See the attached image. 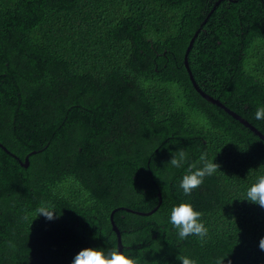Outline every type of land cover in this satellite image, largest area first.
Instances as JSON below:
<instances>
[{
    "label": "trees",
    "instance_id": "trees-1",
    "mask_svg": "<svg viewBox=\"0 0 264 264\" xmlns=\"http://www.w3.org/2000/svg\"><path fill=\"white\" fill-rule=\"evenodd\" d=\"M199 29L196 82L264 134V0H0V264L118 249L115 210L140 264H264V207L245 200L264 140L193 86ZM179 149L220 166L190 196L188 165L167 163ZM159 194L152 215L121 209L150 212ZM181 203L203 214V240L178 238Z\"/></svg>",
    "mask_w": 264,
    "mask_h": 264
},
{
    "label": "clouds",
    "instance_id": "clouds-1",
    "mask_svg": "<svg viewBox=\"0 0 264 264\" xmlns=\"http://www.w3.org/2000/svg\"><path fill=\"white\" fill-rule=\"evenodd\" d=\"M255 118L257 120L264 119V106L257 108ZM167 163L173 168H181L186 164L188 165L187 173L179 184L184 194L188 196L191 195L194 189L202 186L206 177L213 175L220 168L217 163L208 159L207 152L202 153L198 160L190 162L189 154L184 149H179L172 154L171 159ZM245 200L264 207V175L259 176L257 182L247 190ZM37 213L38 216L43 215L49 221L57 218L55 206L52 204L42 203L37 209ZM202 215L200 211L195 210L191 203H181L179 206L172 208L170 223L177 230L180 240H185L189 236H196L201 240L207 237L208 228L201 219ZM259 247L264 251V238H261ZM177 259L181 261V264H198L197 260L188 256L179 255ZM225 259V257H217L215 264H224ZM72 264H140V260L114 247L110 249L89 247L81 250L75 256Z\"/></svg>",
    "mask_w": 264,
    "mask_h": 264
},
{
    "label": "water",
    "instance_id": "water-1",
    "mask_svg": "<svg viewBox=\"0 0 264 264\" xmlns=\"http://www.w3.org/2000/svg\"><path fill=\"white\" fill-rule=\"evenodd\" d=\"M215 9V8H214ZM208 20V17L206 18L205 22H207ZM200 32V29L196 32L195 36L191 39L190 41V44L187 48V51H186V54H185V57H184V64H185V67L189 73V76H190V79L195 87V89L201 94V96L215 104L216 106L222 108L223 110H225L229 115H231L232 117L236 118L237 120H239L241 123L245 124L247 127H249L256 135H258L261 139L264 140V134H262L255 126H253L251 123H249L247 120H245L244 118H242L239 114H237L236 112L232 111L230 108H228L227 106H225L222 102H220L218 99H215L214 97L206 94L204 91H202V89L199 87V85L197 84V82L195 81V78L192 74V71L190 69V66H189V62H188V55L191 51V48L193 47V44H194V41L198 35V33ZM0 146L8 153L10 154V151L5 147L3 146L2 144H0ZM35 152L29 154L26 158H25V162H22L17 156L18 160L21 161V164L23 167L27 168L29 166V157L34 154ZM159 197H160V202H159V205L156 206L152 211L150 212H145V213H142V212H138V211H134V210H131V209H128V208H121L122 210H126L128 212H132V213H135V214H138V215H143V216H149V215H152L155 211H157L162 203V197H161V194H159ZM118 211V210H115L112 214H111V224H112V228H113V231L116 233L117 235V241H118V249L120 251H123V242H122V235H121V232L119 231V228L117 227V225L115 224V221H114V213Z\"/></svg>",
    "mask_w": 264,
    "mask_h": 264
}]
</instances>
